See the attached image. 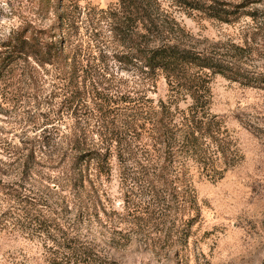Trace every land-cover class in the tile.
<instances>
[{"label": "trees", "instance_id": "obj_1", "mask_svg": "<svg viewBox=\"0 0 264 264\" xmlns=\"http://www.w3.org/2000/svg\"><path fill=\"white\" fill-rule=\"evenodd\" d=\"M79 2L56 0L51 13L46 7L48 24L29 23L0 41V85L51 88L40 113L39 149L23 160L34 180L37 151L42 157L40 196L33 190L24 201L27 228L40 240L44 261L120 264L110 252L143 236L150 223L179 233V226L189 230L200 218L195 181L219 177L204 156L213 137L197 111L206 102L200 78L217 74L260 88L264 80L252 64L260 62L264 71V21L256 17L238 43L200 51L159 0H118L106 9ZM226 15L241 13L216 10L209 17L227 23ZM115 67L127 75L117 76ZM160 79L170 95L183 91L194 104L183 110L169 100L155 102L148 93ZM59 123L60 133L47 129ZM213 154L225 156V150L214 145Z\"/></svg>", "mask_w": 264, "mask_h": 264}, {"label": "rangeland", "instance_id": "obj_2", "mask_svg": "<svg viewBox=\"0 0 264 264\" xmlns=\"http://www.w3.org/2000/svg\"><path fill=\"white\" fill-rule=\"evenodd\" d=\"M117 1L79 3L106 9ZM159 2L161 10L190 35L191 45L200 51H210L215 44L238 43L256 17L264 21V0H187L184 5L174 0ZM54 5L56 0H0V41L29 23L45 26L52 17L46 7L50 6L51 13ZM216 10H236L241 16L226 15L230 22L225 23L209 17ZM252 65L254 75L264 80L261 63L253 60ZM115 73L127 75L120 70ZM201 81L204 89L200 95L206 102L197 111L213 137L205 141L208 150L204 156L219 177L196 179L201 216L192 228L179 226V233L175 229L166 233L158 222L150 223L143 236L122 242L110 252L120 264H264V84L249 87L217 74L202 76ZM154 89L148 95L155 102L169 100L183 110L194 104L183 91L170 95L164 79ZM50 90L47 84L31 89L26 82L9 80L0 85V264H48L42 257L40 240L27 228L25 206L29 205L24 201L33 190L40 196L42 157L37 151L34 164L38 175L34 180L24 172L23 160L32 147L39 149L37 141L44 128L40 113ZM58 125L47 129L60 133ZM214 145L223 148L225 156L214 155ZM110 191L118 206L121 200L116 181ZM182 216L180 210L177 217ZM96 237L100 248L108 250L105 238Z\"/></svg>", "mask_w": 264, "mask_h": 264}]
</instances>
